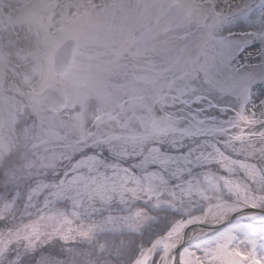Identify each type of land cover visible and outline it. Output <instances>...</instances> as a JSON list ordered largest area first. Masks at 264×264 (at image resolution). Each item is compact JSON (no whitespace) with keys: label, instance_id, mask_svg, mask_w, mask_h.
Listing matches in <instances>:
<instances>
[{"label":"snow or ice","instance_id":"1","mask_svg":"<svg viewBox=\"0 0 264 264\" xmlns=\"http://www.w3.org/2000/svg\"><path fill=\"white\" fill-rule=\"evenodd\" d=\"M145 7L122 18L108 111L44 172L39 219L67 235L0 233V264H63L74 231L107 234L117 264H264V0Z\"/></svg>","mask_w":264,"mask_h":264},{"label":"rangeland","instance_id":"2","mask_svg":"<svg viewBox=\"0 0 264 264\" xmlns=\"http://www.w3.org/2000/svg\"><path fill=\"white\" fill-rule=\"evenodd\" d=\"M113 3L133 7L114 10ZM156 0H0V233H21L38 225L51 239L66 228L39 219L37 193L52 177L65 146L97 124L109 108V96L123 84V66L131 62L122 43L123 17L155 14ZM68 39L76 42L72 62L61 76L52 71L54 52ZM151 75V73H147ZM58 85L66 96L62 112L40 111L26 94ZM104 125L114 134V125ZM30 197V199H29ZM87 223V218L84 220ZM81 221H77L80 224ZM78 232L69 239L87 241Z\"/></svg>","mask_w":264,"mask_h":264},{"label":"water","instance_id":"3","mask_svg":"<svg viewBox=\"0 0 264 264\" xmlns=\"http://www.w3.org/2000/svg\"><path fill=\"white\" fill-rule=\"evenodd\" d=\"M76 42L73 39L66 40L55 52L52 59V71L55 76L63 75L69 68ZM26 98L30 104L39 103L40 111L50 110L61 112L66 107V96L58 85H51L40 94L28 93Z\"/></svg>","mask_w":264,"mask_h":264},{"label":"trees","instance_id":"4","mask_svg":"<svg viewBox=\"0 0 264 264\" xmlns=\"http://www.w3.org/2000/svg\"><path fill=\"white\" fill-rule=\"evenodd\" d=\"M117 251L107 234L97 233L87 241L69 246L63 264H117Z\"/></svg>","mask_w":264,"mask_h":264}]
</instances>
